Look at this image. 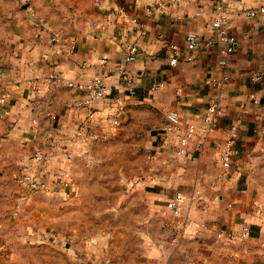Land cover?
<instances>
[{
  "label": "crops",
  "instance_id": "0c3cea01",
  "mask_svg": "<svg viewBox=\"0 0 264 264\" xmlns=\"http://www.w3.org/2000/svg\"><path fill=\"white\" fill-rule=\"evenodd\" d=\"M78 3L64 17L31 16L0 61V264H47L44 248L35 254L30 243L51 233L60 245L63 233L76 242V228L89 225L78 222L84 207L118 233L98 240L100 264H264V79L255 78L264 71V0ZM221 15L232 51L215 27ZM191 33L200 47L188 46ZM95 77L112 90L104 99L87 87ZM213 103L216 126L206 121ZM112 113L120 114L116 132ZM234 127L226 167L219 156ZM94 132L105 135L93 141ZM100 168L123 186L116 222L79 197L95 193L80 179ZM28 174L47 189L31 192ZM178 192L185 201L175 210ZM110 242L122 246L114 253Z\"/></svg>",
  "mask_w": 264,
  "mask_h": 264
},
{
  "label": "rangeland",
  "instance_id": "374dc122",
  "mask_svg": "<svg viewBox=\"0 0 264 264\" xmlns=\"http://www.w3.org/2000/svg\"><path fill=\"white\" fill-rule=\"evenodd\" d=\"M78 2L79 0H0V61L8 54L9 49L11 48L10 43L14 35L28 26L27 22L29 21L31 16H36L38 12L41 14H50L53 16L56 14L61 17H64L65 15H71L76 12L78 5H80V3ZM1 67L2 64L0 63V69ZM3 93L4 91L1 90L0 97L1 95L4 96ZM119 126L113 131L116 132ZM104 135L105 134L94 132V134L91 136V139L93 141L98 140L99 138L104 137ZM73 159L74 157L72 158V160L64 162L70 164ZM104 172L105 171L101 170L100 168L97 173L93 174V176L92 174L91 176H83L82 179H80L83 188L85 189L92 187L95 193L93 195H79V197L82 200L90 199L89 207H95L96 209L104 208V213H106V211H110V213H108L109 215L111 214V222H116V215L113 214L117 213V210H121L122 200L121 196L118 194L120 193V189H123V186L119 185L117 180L113 179L112 177H110L109 179H107L105 176L102 177V175L105 174ZM55 177H58L57 179L60 180V173H56ZM74 182V180H70L68 182L66 181L65 183L67 185H70L72 187V190L74 191L75 187L77 188V182ZM104 188H108L111 192V195L106 196L103 193V191L105 192ZM44 189H47V186L38 190ZM29 190L31 192L38 191L32 190L30 187ZM70 197L71 195L68 196V198L63 202L62 209L65 210L70 208ZM84 205L86 204L84 203ZM85 210V207L81 211L78 210V222H80L81 220L84 222L86 221L89 223V225H85L84 223V225L76 228L78 231L76 242L72 241L66 233H63L62 236L68 238L67 245L63 246L58 243L59 238H61L58 233L55 232L56 234H43L39 239L32 240H39L41 242L30 243V245L34 247V253L37 254L39 251L41 252V249L38 250L37 247L44 248L47 264H56L55 261H57L59 258L61 260V264H69L70 254H74L75 258H77L76 264H100L99 260H97V258H100L101 256L99 254L100 245L98 244H100V242L98 240H101L103 234H105L106 232H114V227L103 226L102 223L104 222V220L102 217L99 216L97 218L94 216H90V213H87V211ZM37 232L38 230L36 228V230H33V235L36 236L38 234ZM114 234L117 235L118 233L114 232ZM110 238L112 237L110 236ZM121 246L122 245L118 242H110L108 250L112 249L115 253ZM26 250V248H23L21 251L24 252ZM70 250H72L73 253H71ZM93 256L96 258H94Z\"/></svg>",
  "mask_w": 264,
  "mask_h": 264
},
{
  "label": "built area",
  "instance_id": "2783aa9c",
  "mask_svg": "<svg viewBox=\"0 0 264 264\" xmlns=\"http://www.w3.org/2000/svg\"><path fill=\"white\" fill-rule=\"evenodd\" d=\"M215 25H216L215 26L216 29L219 32L220 40L228 43L227 51H232L233 50V42H232V39L229 37L228 32L225 28V20H224L223 15H221V17L216 21ZM211 43H212V41H211ZM200 45H201V40L199 39V37L193 33L189 34L188 46L190 48H198V47H200ZM137 51H138L137 46H134V45L130 46L128 59H130V60L133 59L134 56L136 55ZM171 62L174 63L175 59H173ZM255 78L264 79V71L257 74L255 76ZM120 83L123 85L129 86V85H131L132 81L126 74L125 75L122 74L121 78H120ZM87 87L92 90L94 98H97V99L106 98L112 91L110 86H108L105 83L104 79L101 77H95L94 80L92 81V83L89 84ZM4 101H5V98L3 97L2 102H4ZM82 104H83V102H78L77 106H81ZM218 107L219 106L217 103H213L208 108V112L206 114V121L210 122L213 126H216L217 121H218V114H217L218 110H219ZM111 115L113 117V123L111 125V130H115L120 125V119H119L120 114L119 113H112ZM89 117L91 119L94 118L95 113L92 112ZM170 119L173 123L179 122V116L176 113L171 114ZM188 134H190L189 131L186 132L187 136H188ZM236 141H237V128L234 127L231 130L229 137L225 143L224 151H222L221 155L219 156L221 162L226 167H230L232 165V155H233L234 145H235ZM63 155H64V161H70L73 158V152L67 148L64 149ZM35 160L40 166L45 167L47 160H46L45 154L42 151L38 150L35 153ZM23 179L32 190L42 189L43 187L46 186V183L43 180L38 179L31 174L25 175L23 177ZM58 181H60V180H58ZM184 201H185V196L181 192H178L173 197V199L169 202V207L175 208V210H177L178 205L182 204ZM247 232H248V230L244 231L242 233V236H247V234H248Z\"/></svg>",
  "mask_w": 264,
  "mask_h": 264
}]
</instances>
